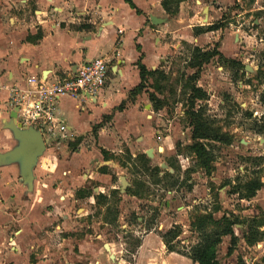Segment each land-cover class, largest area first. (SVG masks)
I'll return each mask as SVG.
<instances>
[{
  "label": "crops",
  "instance_id": "1",
  "mask_svg": "<svg viewBox=\"0 0 264 264\" xmlns=\"http://www.w3.org/2000/svg\"><path fill=\"white\" fill-rule=\"evenodd\" d=\"M133 2L141 13L125 0H0L1 152L17 144L15 138V143L10 141L13 134L6 127L15 111L10 106L13 88L28 87L29 76L52 80L75 70L85 59L108 58L107 80L95 99H58L57 116L67 121L71 131L63 140L71 153L68 149L63 158L55 157L54 164L38 162L31 190L17 162L0 165V264H104L106 258L97 240L102 234H92L90 226L83 228L88 225L87 209H74L85 194L93 203L102 193H86L88 180L100 182L98 191L109 184L110 167L122 166L114 159L120 152L157 157L158 150L180 156L171 135L153 125L157 110L147 89L132 94L141 82L138 61L149 71L162 69L171 56L181 52L184 42L202 48L219 42L218 49L234 58L230 55L235 40L247 45L264 41L245 31L242 22L235 24L229 18L230 12L236 17L245 13L244 22L252 17L254 23L264 24V0H183L176 14L168 13L162 0ZM152 15L162 21L153 23ZM225 20L227 24L219 29L194 32L195 26ZM90 135L94 145H89ZM130 136H135L136 143L130 142ZM42 167L48 168V176ZM172 197L165 208H171ZM172 224L164 219L157 222L158 230L164 232ZM154 226L141 237L132 257H123L121 264H180L186 258L168 251Z\"/></svg>",
  "mask_w": 264,
  "mask_h": 264
},
{
  "label": "rangeland",
  "instance_id": "2",
  "mask_svg": "<svg viewBox=\"0 0 264 264\" xmlns=\"http://www.w3.org/2000/svg\"><path fill=\"white\" fill-rule=\"evenodd\" d=\"M235 8L238 9L237 6ZM262 15L264 17V12ZM244 16L245 13L241 17L229 13L232 23L242 22L245 31L255 33L264 39V24L254 23L252 17L244 22ZM218 43L213 42L211 48L215 45L218 47ZM233 43L235 49L230 56L242 60L245 64V67L240 69V75L235 77L230 68L215 57L202 67L197 80L198 85L210 94L207 100L208 114L216 118L224 131L234 136L230 145L217 143L215 170L211 174H206L196 165V159L189 150V145L192 143L191 125L186 112L188 89L184 85L187 76L195 69L187 66L186 58L189 53L186 46L183 45L180 53H175L169 58L165 67L159 69L162 71L147 78L145 88L148 94L154 93L163 101V107L153 112V125L162 134L171 135L176 150L180 153V156H177V154H162L161 151L156 150L157 157L155 155L149 157L148 163L150 166L159 165L163 171H169L167 167L174 166L176 169L172 173L175 172V178H179V182L169 188L165 186L167 179L160 184L153 183L155 177L150 171L137 170L136 168L141 166V161L136 158L130 159L129 153L127 155L125 151L114 155L116 163L122 166L110 167V183L104 184V188L98 191L96 187L100 182L88 180L86 183L88 189H85V192L89 190L97 194L104 192L108 196V203L99 204L95 199L91 203L85 194L86 198L76 203L74 209L80 207L90 212L88 218L85 217L88 225H84L83 228L87 229L90 226L88 230L92 234H102L97 240L106 258L104 264H121L123 257L127 260L132 257L131 254L137 248V239H141L146 232L151 231L148 230V225L155 206H159L160 213L155 224H152L155 225L156 231L163 232L158 230L157 222L160 224L164 219L181 224L182 244L188 245L197 240V234L190 228L191 217L197 214L208 216L207 213H212L209 209H213L215 205H219L221 210L212 213L213 220L221 218L224 214H232L243 220V223L234 226L235 233L239 237L235 250L228 253L230 236H225L219 245L221 263L241 264L243 260L245 264H264V234L262 240L255 244L249 245L245 241L250 225L256 224L260 232H264V186L250 198H242L241 194L233 191L254 178L264 180V133L258 132V128L264 126V104L260 102V94L264 90V54H262L264 41L257 43L254 40L249 45L240 44V40H235ZM55 131L57 132V128ZM90 138L89 145H94L93 137ZM10 141L12 144L15 143L12 135ZM131 141L136 143L135 136H130ZM125 146L124 144L122 148L124 149ZM68 149L71 153V148L66 142L59 144L52 141L47 144L38 162L43 164V161L49 160L54 164L55 157L63 158ZM134 152L137 153V150ZM42 168L43 174L48 176L50 172L48 168ZM53 171L55 172L56 169ZM122 175L126 177L129 185L121 192L119 177ZM137 179L145 180L149 184V189H144L142 198L136 196L134 198L127 193V189ZM170 181L172 179L168 180ZM191 183L194 186L189 191L188 186ZM167 189L174 191L169 194ZM171 196H173L171 208H165L166 205L163 203L170 200ZM197 206L201 209L197 210L195 208ZM82 210L80 209L79 212ZM163 212L166 215H163ZM162 215L164 219L161 218ZM106 243L111 244L110 249L105 245ZM179 263L193 264V261L186 257L180 259ZM77 264L88 263L78 261Z\"/></svg>",
  "mask_w": 264,
  "mask_h": 264
},
{
  "label": "trees",
  "instance_id": "3",
  "mask_svg": "<svg viewBox=\"0 0 264 264\" xmlns=\"http://www.w3.org/2000/svg\"><path fill=\"white\" fill-rule=\"evenodd\" d=\"M125 1L132 8H134L137 13H141L140 9L137 8L133 0ZM181 1L183 0H162V5L168 13L176 14ZM226 24L227 20L208 25L195 26L194 32L199 34L202 32L212 31L219 29ZM29 39H32V36H29ZM183 45L186 46L189 53L186 58L187 66L195 69L194 72L187 76V80L184 85V87L188 89V107L186 112L191 125L192 143L189 145V150L196 159V165L204 170L206 174H211L215 170V148L217 143L230 145L233 142L234 136L232 133L224 131L217 123L216 118H213L208 114L207 100L209 99L210 94L205 88L198 85L197 80L200 76L202 67L211 62V60L215 57L222 61L223 65L228 66L235 77L240 75V69L244 68L245 64H243L240 59L225 56L218 49V47H215L216 45L213 48H202L199 45L190 44L188 42H184ZM262 54H264V49ZM138 66L141 75V82L132 90V94H136L145 88L146 81L149 76L162 71L159 70V68L152 71L147 70L141 60L138 61ZM149 98L155 110L163 107V101L156 94L150 93ZM260 102L264 104V90L260 94ZM258 132L264 133V126H260L258 128ZM103 154H105V157L107 156L106 150H103ZM129 158L133 160L136 158L141 161V166L136 169L150 171V174L155 177L152 181L155 184H160L167 179L165 186L169 188L175 186L179 182V178H175V172L172 173L167 170L163 171L159 165L150 166L148 163L149 157L145 153H139L134 158L131 154H129ZM175 169L176 168H174V171ZM170 179H172V181L168 182ZM263 186L264 180H262V178H254L243 183L242 186L236 187L233 191L241 194L242 198H250L253 197ZM192 188L193 184L191 183L188 186V190L191 191ZM144 189H149V184H147L145 180L137 179L127 189V193L132 196L142 198ZM243 191H245V193H243ZM108 200L107 194L100 193L96 196V201L99 204L106 205ZM165 203L166 202H164V204ZM195 208L197 210L201 209L200 206ZM209 210L210 212H216L220 211L221 207L219 205H215L213 209ZM159 214V206H155L154 213L149 221L148 230H151L152 224L155 222ZM207 214L208 216H203L204 214H197L191 217L190 228L197 234V240L193 244H182L183 240L181 239V235L183 233V228L181 224L174 223L166 231L161 232L160 235L166 249L168 251H175L182 254L190 258L193 263L196 264H222L219 258V245L225 236H230L228 253L230 254L235 250L239 237L235 233L234 226L236 224L243 223V220L232 214H224L221 218L213 220L212 213ZM114 219H116V217H114ZM256 223L258 224L259 222ZM263 234L264 232H260L256 224L250 225L248 234L245 236V241L249 245L255 244L257 241L262 240ZM140 244L141 239H137L136 245L139 246ZM241 264H245L243 260L241 261Z\"/></svg>",
  "mask_w": 264,
  "mask_h": 264
},
{
  "label": "built area",
  "instance_id": "4",
  "mask_svg": "<svg viewBox=\"0 0 264 264\" xmlns=\"http://www.w3.org/2000/svg\"><path fill=\"white\" fill-rule=\"evenodd\" d=\"M107 72L108 58L98 56L85 59L75 70L52 80L29 76L28 87L11 90L10 106L15 109L17 123L40 130L48 138V144L63 141L69 137L70 127L57 116L58 99L63 96L95 99L104 88Z\"/></svg>",
  "mask_w": 264,
  "mask_h": 264
},
{
  "label": "water",
  "instance_id": "5",
  "mask_svg": "<svg viewBox=\"0 0 264 264\" xmlns=\"http://www.w3.org/2000/svg\"><path fill=\"white\" fill-rule=\"evenodd\" d=\"M153 23H160L162 20L154 15L151 16ZM17 140V144L11 149L0 151V165L17 162L19 164V172L28 188L33 189V180L35 178L34 169L38 163L39 157L47 148L48 138L44 137L42 132L34 126H21L16 121V113L12 111L9 121L6 122ZM148 154L150 152L148 151ZM121 191H125L129 185L125 176H120ZM107 247L108 243L105 244ZM110 249V246H109ZM113 255V254H111Z\"/></svg>",
  "mask_w": 264,
  "mask_h": 264
},
{
  "label": "flooded vegetation",
  "instance_id": "6",
  "mask_svg": "<svg viewBox=\"0 0 264 264\" xmlns=\"http://www.w3.org/2000/svg\"><path fill=\"white\" fill-rule=\"evenodd\" d=\"M178 154H180V153H178ZM173 171H174V169H173ZM120 190H121V188H120ZM167 191H169V192H171L172 191V189H168ZM122 192V191H121ZM103 193V192H102ZM104 194V193H103Z\"/></svg>",
  "mask_w": 264,
  "mask_h": 264
}]
</instances>
